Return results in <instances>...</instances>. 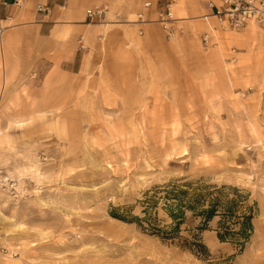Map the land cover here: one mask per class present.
<instances>
[{"label": "rangeland", "instance_id": "1", "mask_svg": "<svg viewBox=\"0 0 264 264\" xmlns=\"http://www.w3.org/2000/svg\"><path fill=\"white\" fill-rule=\"evenodd\" d=\"M177 15L175 41L106 49L81 71L45 65L5 85L0 66V264H264V28L236 40L248 29ZM198 20L209 45L188 37ZM177 181L247 195L243 252L218 239L220 218L200 255L111 216L140 215L147 193Z\"/></svg>", "mask_w": 264, "mask_h": 264}, {"label": "crops", "instance_id": "2", "mask_svg": "<svg viewBox=\"0 0 264 264\" xmlns=\"http://www.w3.org/2000/svg\"><path fill=\"white\" fill-rule=\"evenodd\" d=\"M172 2L181 19H192L212 13L211 2L217 0H164ZM152 2L153 8L146 10L144 4ZM159 0H0V66L5 85L12 83L17 72L51 65L53 70L73 71L93 55L107 49L110 53L126 47L149 42L153 35L160 34L167 41L159 24L136 25L139 13L155 21ZM43 7L47 11H40ZM95 7H106L107 14L94 23L87 12ZM192 31L191 40L202 43V35L209 33L208 21L184 22ZM183 23V24H184ZM255 28L264 26L251 24L244 33L233 34L236 40L249 37ZM143 31V36L139 31ZM85 38L87 50H78V40ZM215 38V37H214ZM182 38L181 40H184ZM189 39V38H188ZM81 69V70H80ZM75 73V72H74Z\"/></svg>", "mask_w": 264, "mask_h": 264}, {"label": "trees", "instance_id": "3", "mask_svg": "<svg viewBox=\"0 0 264 264\" xmlns=\"http://www.w3.org/2000/svg\"><path fill=\"white\" fill-rule=\"evenodd\" d=\"M247 202V195L237 188L177 181L147 193L140 202V215H134L133 208H115L110 214L114 219L136 224L164 242L179 243L200 255L207 252L201 233L208 230L213 220L220 218L218 239L223 243L236 244L243 252L255 232L253 221L256 212ZM160 208L169 219L168 223L160 219ZM198 220V227L187 229L190 234L185 237L183 227Z\"/></svg>", "mask_w": 264, "mask_h": 264}, {"label": "built area", "instance_id": "4", "mask_svg": "<svg viewBox=\"0 0 264 264\" xmlns=\"http://www.w3.org/2000/svg\"><path fill=\"white\" fill-rule=\"evenodd\" d=\"M210 8L212 13L204 15L205 20L213 21L214 28L220 30H231L235 32H242L249 28L251 24L264 26V0H217L211 2ZM152 2H146L144 8L150 10L153 8ZM158 13L155 23H158L164 30L166 37L170 41H175L180 34L178 27V19L175 14L174 4L172 2H165L159 0L157 3ZM40 11H47L43 7H39ZM108 12L106 7H95L87 12V16L94 23L97 19H102ZM137 24L139 26H146L153 23L145 14L139 13L137 16ZM143 35V31L140 30ZM209 35H204L202 41L209 45ZM80 49L85 48L84 40L79 41Z\"/></svg>", "mask_w": 264, "mask_h": 264}]
</instances>
